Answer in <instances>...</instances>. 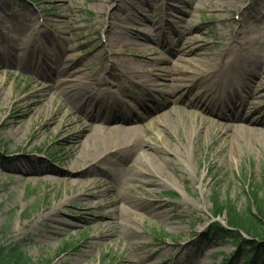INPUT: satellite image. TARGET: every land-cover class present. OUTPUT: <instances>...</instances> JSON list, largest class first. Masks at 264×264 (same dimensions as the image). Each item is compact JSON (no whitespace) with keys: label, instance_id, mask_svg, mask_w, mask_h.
<instances>
[{"label":"rangeland","instance_id":"1","mask_svg":"<svg viewBox=\"0 0 264 264\" xmlns=\"http://www.w3.org/2000/svg\"><path fill=\"white\" fill-rule=\"evenodd\" d=\"M189 1L188 9L185 0H0L3 45H12L18 37L33 38L40 30L46 37L39 32L38 41L25 50L41 59L55 54L57 60H68L67 66L75 72L84 69L95 78L110 81L113 90L119 80L127 78L119 68L111 67L113 62L124 59L138 67L133 73L136 85L125 94H114V99L107 92L103 96L93 85L88 88L89 94L102 97L101 110L114 105L136 108L139 102L147 108L146 112L137 109L138 116L129 120H112L110 126L96 117L94 125L107 126L104 130L96 127L103 130L104 138L111 141L110 131L115 128L139 127L142 137L152 138L158 132L163 142L181 153L179 158L171 157L177 164L164 170L148 163L145 169L158 173H150L146 186L131 182V170L117 171V155L106 148L94 152L93 142L86 141L89 131L84 132L83 125L88 118L57 91L42 92L53 79L0 63V230L7 243H21L34 264H174L175 260L243 264L241 256L247 247L238 249L230 239L210 241L204 234L212 222L225 224L223 215L216 218L212 214L214 196L232 202L240 211L246 209L252 188L264 197V136L260 132L237 138L228 132L230 139L222 141L215 129L225 121L201 113L198 117L216 120L217 125L200 128L193 120L194 109L183 105L185 100L171 102L175 90L170 80L152 75L156 85L147 95L141 84L155 67L178 80L184 78L206 53L201 48L203 54L189 65L164 51L165 35L172 43L179 36L192 38L196 45L205 42L210 56L221 43L241 37L246 49L264 58V0ZM185 10L190 15H184ZM140 33L148 40L142 41ZM117 41L122 45L140 42L146 47L125 46L120 52L113 48ZM210 56L206 59L204 55L202 60L210 61ZM258 71L264 80V64ZM241 76L245 77L240 71L234 73L235 89ZM60 78L73 79L67 74ZM87 81L75 83L83 89ZM189 83L182 84L177 93ZM261 89L250 83L243 92L241 84L238 93L243 100L238 97L237 101L248 102L251 111L260 108L264 113ZM211 98L228 105L217 90L211 91ZM29 108L34 110L31 115L27 114ZM185 113L190 114L189 120L183 118ZM19 121L21 129L11 127ZM77 153L84 156L73 167ZM133 156L143 161L155 157L140 149ZM110 169L116 170L113 176L105 171ZM143 192L148 194L141 204L165 205L173 222L140 210ZM182 251L187 254L181 255ZM248 264H264V253Z\"/></svg>","mask_w":264,"mask_h":264},{"label":"bare ground","instance_id":"2","mask_svg":"<svg viewBox=\"0 0 264 264\" xmlns=\"http://www.w3.org/2000/svg\"><path fill=\"white\" fill-rule=\"evenodd\" d=\"M191 3V1L185 0V4H188V9L190 8ZM177 10L181 11L180 9ZM188 12L189 11L185 10L183 11V14L190 15ZM154 28L155 26H153V29ZM39 32L40 30H37L33 38H28L30 37L28 36L20 39L18 37L16 39V42L12 45H3V43H0V63L4 64L5 66L17 65L22 69L32 71L36 76H40L49 80L53 79L51 82H48V84L45 85V87L43 88L44 91L42 90V92H45V90H48L50 92L57 91L59 95L65 96L66 101L69 102L70 105H72L77 111L88 118V122L83 125L84 132H86L87 130L89 131V134L86 135V141L90 140L91 142H93L94 152L97 151V149L102 150L106 148L110 151V153L117 155V163H115L118 166L117 171H119V169L132 171V175L128 178L129 181L131 180V182H138L146 186L148 182L146 178L150 175V173L153 175H156V173H158V171L149 172L147 169H145L146 167L148 168V163L157 164L163 170L166 169L165 167H172L177 164V162L171 157L181 156V153L178 150H175L170 144L163 142V137H161L158 132L154 134V138L152 137V141V138L150 136H148V139L142 137L139 127L129 130H119L118 128H115L113 131H110L111 133H113V139L111 141L104 138V134L101 132L104 129H107V126H110L109 123L112 120H129L133 115L138 116L139 111L143 110L146 112L147 108L145 104L139 102L136 108L128 106L127 108L120 105H114L112 106L114 108L101 110L99 108V105L102 97H97L92 93L89 94L88 88L90 87V85H93L103 92V96H105V92H107L108 94H110L107 96H110L112 98L114 94L116 95V93L125 94L131 86L136 85V82L133 78V73L136 74L135 69H137L138 67L131 66L126 62V60L124 61V59L119 62H113L111 64V67L119 68L127 77L126 80H119L121 83L116 84L117 88L116 90H113L111 88L110 81L108 82L104 79L95 78L94 74L84 69H78V71L75 72L73 68L67 66L68 60L66 59L60 61L59 58L57 60L55 54H53L52 56H50V54H47V57H43L41 59L39 58V56H35L31 52L32 50H25L27 45L31 44L29 47H32L33 43L35 41H38L37 35ZM175 32L177 33V30H175ZM175 32L173 31V33ZM236 32L238 33L239 31ZM39 34L43 37H46L44 32H40ZM140 34L143 35V37H141L142 41L148 40V36L142 33ZM175 37H173L172 39H174ZM11 38H13V41L15 40L14 36H12ZM164 40L166 45L164 51L169 55H178V57L180 56L181 61L187 64L189 63V65H192V61L195 59V57L203 54L201 53V48H203V50H206V53L202 56L205 55L207 57L206 59H208L210 56V52L207 50V47H205V42H203V44L201 45H196L194 44L192 38H184L182 36H179L175 43H172L167 35H165ZM244 40V38L240 37V39H233V41L229 43L226 41L223 45L221 43V48L217 51V53L211 55L212 59L210 56V61L206 59L202 60V56H200L199 59H197L198 65L195 66L193 70H191L192 72L184 73L185 77L180 78L179 80L169 73H164V69L162 67H155L147 77L148 79L141 84L146 89L145 94H149V90H151L152 85H156V81L152 78V75H154L155 78H161L162 81L168 79L171 81V83H173L172 86L175 90L171 92V96H173L171 102L174 103L176 101L180 102V100H185V103H183V105L187 106L188 108L194 109L193 112L195 113L196 118H193V120L200 128L204 126H208V128H210L214 125H217L216 120L210 121L198 117L201 113H206L209 115H215L216 118L225 121L223 126L219 125L215 129L218 132V138L222 141L230 139V133H232L233 135H237V138L247 135L256 136L257 133L260 132L262 133V136H264V113H262V110L258 108L257 110L251 111L253 107L251 104H249L248 102L240 101V99L237 101L238 97H241V99L243 100V96H240L238 93L241 84L243 87V92L250 83L261 85L262 89L261 92L259 91V96H262L264 98V80L262 78V73L258 71L259 68H261L264 64V58H258L256 51H250L248 48L246 49V46L243 43L245 42ZM116 43L117 44L112 43L113 48L120 49V52L124 51L127 46H137L141 48L146 47L144 43L140 42H131L126 43L125 45H122L120 41H117ZM174 47L176 48V50H174ZM115 54L117 55V53H114V55ZM122 54L124 53L122 52ZM189 54H192V57L186 59L185 56ZM61 63H63L64 65L66 64L65 67H63ZM237 71L242 72L245 77L242 78L241 76L239 78L238 88L235 89L233 87V79L234 73ZM63 74H67L68 77L72 76L73 79L63 80V78H60V76ZM190 74H192V76L190 79H188ZM79 80H88L86 82V85L88 86L86 88L80 89L78 86H76L75 83ZM188 82L190 83L185 89H183L184 91L177 93V91L182 88V84H186ZM216 90L221 93L223 99L228 102V105L226 103H222L219 100H214L213 98H211V91ZM85 94L88 95L85 96ZM43 96L46 95L43 94ZM53 96L56 98L55 94H53ZM52 98L53 97H51L50 99ZM122 105L125 104L123 103ZM33 111V108H29L27 110V114L31 115ZM166 113L170 114L171 109L168 108L166 110ZM96 117H101L102 119H104L103 124H107V126L99 127L97 125H94V120L98 119ZM190 117V114L187 113H185V115L183 116V118L188 120L190 119ZM59 118L60 116H58L56 120H53V122L55 124L58 123ZM15 124H12L11 127H16L14 129H21L22 121H19L16 126ZM96 127L101 129L103 128V130H96ZM221 128L223 129L221 130ZM144 129L147 128L144 127ZM80 132H82V129L80 130ZM145 132V135H148V129L145 130ZM79 141L80 140L77 139L76 143H78ZM138 149H140L142 153H153L155 157L147 158L149 161H143L141 158H137V156L134 157L133 154L135 152H138ZM82 154L77 153L76 157L74 158L73 167L77 165L83 158L84 154ZM101 159L103 158H100V160ZM105 171L109 176H113L114 172H116V170H113L114 172H112V169ZM76 174L82 176L81 173ZM168 178L170 179V175L167 174L165 176V179L168 180ZM147 194L148 192L139 197V204H141V202L143 203L142 200L145 199ZM139 204L135 203L134 206L139 207ZM165 207V205L164 208H162V205H160L159 203L153 204V202H150L146 206L141 204V207L139 208L140 210L151 212L152 217L156 219L167 218L170 222H173L172 218L167 217L166 210H164L166 209ZM125 209L127 208L125 207ZM182 252L183 253L181 255L183 256L187 254L186 251ZM174 264H183V262L181 260H175Z\"/></svg>","mask_w":264,"mask_h":264},{"label":"trees","instance_id":"3","mask_svg":"<svg viewBox=\"0 0 264 264\" xmlns=\"http://www.w3.org/2000/svg\"><path fill=\"white\" fill-rule=\"evenodd\" d=\"M248 196L247 207L243 211L232 202L221 201L214 196L212 214L216 218L223 215L225 224L212 222L204 234L210 241L230 239L238 249L247 247L241 256L243 264L256 261L259 254L264 253V197L258 195L257 188H252ZM7 242L4 231L0 230V264H34L21 243Z\"/></svg>","mask_w":264,"mask_h":264}]
</instances>
